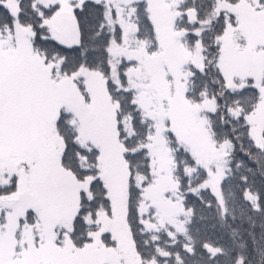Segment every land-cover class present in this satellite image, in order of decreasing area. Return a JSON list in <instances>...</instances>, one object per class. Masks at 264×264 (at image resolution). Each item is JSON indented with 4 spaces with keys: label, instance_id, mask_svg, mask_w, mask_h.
Returning <instances> with one entry per match:
<instances>
[{
    "label": "snow or ice",
    "instance_id": "6c2138e0",
    "mask_svg": "<svg viewBox=\"0 0 264 264\" xmlns=\"http://www.w3.org/2000/svg\"><path fill=\"white\" fill-rule=\"evenodd\" d=\"M226 2L234 6L239 3V0H226ZM131 3L132 13L125 18L130 24H135L139 31L141 20L139 5L141 3L145 5L144 12L147 14L150 0H131ZM248 3L253 4V0H248ZM253 6L260 11L264 8V0H256ZM188 11L196 13V20H187L181 42H186L190 36L196 44L201 45L199 51L205 58L208 51H215L218 54V60L223 48V40L218 36L216 43L206 48L203 34L198 30L204 24V6L198 4L197 0H184L183 7L178 9V14L185 18ZM65 12L70 19L58 20V16ZM219 18L223 20L226 30L228 27L232 29L238 27L235 13L226 14L225 10H221ZM147 19L151 25L150 15ZM151 26L154 28V25ZM17 28L25 29L30 33L26 39L31 58L36 64L43 65L48 70L47 75L53 81V85L47 99L33 97L19 79L13 80L10 74L12 61L22 58L23 53H7V46L0 44V163L4 162L6 153L9 160L15 161L17 169L11 174L0 172L3 181H7L0 182V200L12 196L30 198L45 176H56L60 169H63V173L57 179L60 180L63 188L65 206L70 203L73 195V180L76 185L81 186L78 192L80 206L72 218L70 227L63 224L53 225V236L50 242L37 227L39 217L34 209L29 208L22 216L16 217L15 230L12 231L10 220L12 209L6 205L0 206V264H111V262L93 261L90 258L93 246L97 242L103 244L105 248L118 246L115 235L102 231L101 225L96 222L101 210L107 215L111 208V197L108 195L107 186L101 175L100 149L92 145L82 146L78 142V133L61 132L62 127L66 128L64 116L61 115L56 119V125L58 134L65 142V147L60 154L59 168H57L55 155L45 152L43 148L47 136L44 109L51 107L55 111L57 107H61L57 102L58 97L65 93L67 87H70V85L57 87L61 80L70 81L71 85H75L79 90L85 80L82 73L98 71L104 77L105 87L109 89L111 99L118 105L117 135L121 142L125 143L126 160L130 165V177L132 176L135 170L132 161L139 155V152L131 151L133 137L137 133L134 128L133 135L128 136L119 128V125L125 115L134 121L135 117L132 113L139 109L135 106L134 99L125 98V93L130 90L123 84L118 88L115 82L110 80L111 49L114 44L120 46L123 43L124 25L115 6L111 5L109 0H52L51 3H44L43 0H0V41L7 39L12 47L16 48ZM192 51L193 49H189V53ZM259 51L264 52V46H259ZM101 53L103 57L100 56ZM121 63L123 64L124 61ZM209 63L205 59V68L198 69L193 76L198 75L206 79ZM96 64L101 67H94L93 65ZM211 66L215 69L211 83L223 88V92L214 93L211 96L212 102L216 104L213 115L223 103L224 111L228 115V123L231 125L227 131L232 134V138L229 139L226 134L223 143L234 150L237 147L236 142L239 141L243 160L237 163L236 167L239 168L244 161H247L246 171L255 177L252 166L255 165L259 169L261 159L264 158V143H262L264 126H258L256 123L260 114L264 113V69L261 70L260 75L248 76L243 80L233 77L232 83L242 84V87L229 88L228 77L219 63ZM126 75L125 72L121 79H125ZM204 88L207 89V82ZM201 94L206 100L208 99L207 91ZM225 96L231 97L230 103H224ZM126 99L129 105L127 110L124 107ZM86 100L91 102V95L86 97ZM235 125H239V128ZM245 141L247 147H245ZM10 146H12L11 151H9ZM81 157L89 161L91 167L82 165ZM207 171L211 175V169ZM230 174L229 168L220 182L222 190ZM261 177L264 178V173H261ZM86 182L87 188L83 187ZM240 182L245 185L242 190L243 196L246 201L251 202L252 210L264 211V208L257 203L259 196L253 198L249 195V176H241ZM254 182L253 179L252 183ZM146 183L147 178L138 187L132 184L129 186V210L125 219L129 224L134 245L139 243L136 239L137 229L142 227V220L145 217L139 213L138 205L131 206L132 192L136 191L142 195ZM98 187L103 194V203H97L98 197L94 195ZM200 187L202 190H210L204 185ZM86 192L91 198L85 195ZM188 194L197 196V191L190 182ZM40 195L47 198L53 193L41 190ZM199 198L202 199V197ZM217 203L223 210L222 214L226 215V201L218 199ZM105 205L108 207L105 208ZM205 205L211 207V201L205 202ZM232 218L235 219V216ZM88 220L92 223H88ZM25 228L32 232L31 243L23 239ZM253 243H255L254 237ZM207 247L208 245L205 244V248ZM184 248L189 254H194V248H190L189 245H184ZM137 255L140 253L138 252ZM176 259L178 264H182L178 253ZM155 260L156 257H153V262ZM120 264H128V262L120 257ZM140 264H147L142 255ZM164 264H167V260Z\"/></svg>",
    "mask_w": 264,
    "mask_h": 264
},
{
    "label": "rangeland",
    "instance_id": "374dc122",
    "mask_svg": "<svg viewBox=\"0 0 264 264\" xmlns=\"http://www.w3.org/2000/svg\"><path fill=\"white\" fill-rule=\"evenodd\" d=\"M179 0H150L149 11L154 24L159 42L158 52L150 53L146 49L143 40L137 37V26L130 24L125 18L132 13L131 0H109L111 5L121 18L124 25L123 43L120 46L113 45L111 49V75L118 88L123 84L120 72H126L123 84L133 91V99L139 107L144 118L152 121L153 133L148 136L146 143L141 145L147 149L149 157V175L146 186L140 200V214L145 217L142 225L145 231L158 232L164 230L169 234L185 231L191 211L183 204L177 179L174 177L175 163L173 154L165 140V132L171 130L182 146L192 155L196 164L206 169H211V175L207 171V184L203 181L194 189L198 192L201 185L215 193L217 200L224 201L220 188V182L224 175L225 160L227 158L228 144L217 145L213 142L202 111H213L215 103L211 99H205L201 103H190L185 95L188 74L184 65L192 63L203 67V54L199 51L200 44L189 53L181 42L183 30H176L174 22L178 17L175 4ZM51 3L52 0H43ZM249 4L248 0H239L236 5H231L226 0L217 3V9L235 13L238 27H228L219 37L223 40V48L219 55L218 63L228 77L229 88H240L242 84H233L232 78H243L260 75L264 69V52L259 51V46H264V8L257 11ZM190 20H195L194 12L190 11ZM70 19L68 14L61 13L57 18ZM59 31V29H55ZM30 33L25 29L17 28L18 45L13 48L10 41L5 39L0 44L6 45L7 53H23L22 58L12 61L10 74L13 80L19 81L28 92L38 99H47L52 88L53 81L48 78V70L43 65L35 63L31 58L27 46L26 37ZM191 49V48H190ZM121 61H125L123 66ZM131 65V66H130ZM123 66L122 68H120ZM84 91L71 85L70 81L61 80L57 87L70 85L65 93L58 97L55 111L51 107L44 109V122L47 136L43 145L44 151L55 155L56 167L59 168L60 154L63 152L64 143L56 130V119L61 109H66L72 114L73 123L76 126L81 144H90L100 149V169L103 182L107 186L108 195L111 197V212L107 215L100 211L97 223L101 230L115 235L118 246L105 248L97 242L93 246L91 259L93 261L111 262L120 264L123 257L128 264H140L129 231L127 216V190L130 180V170L124 159V144L118 138V105L112 101L105 87V80L98 71L84 72ZM122 89V88H121ZM83 93V95H81ZM37 94V96H36ZM91 95L88 102L86 97ZM258 126L264 124V113L256 120ZM128 134H132L130 118L124 116L119 128ZM263 143V141H262ZM223 145V147H221ZM12 146L9 147V151ZM16 163L4 154V162L0 163V172L9 174L16 172ZM193 170L187 168L186 172ZM60 169L56 176H45L32 197L16 196L5 197L0 200V206H9L12 209V231L15 230V219L22 216L29 208L34 209L39 217L37 227L41 234L50 242L52 239L53 225L63 224L71 226L72 218L79 207V188L75 181L73 195L70 203L65 206V196L61 186ZM134 183L138 187L145 182V175L134 174ZM63 179V177H61ZM0 182L3 178L0 177ZM87 182L83 187L87 188ZM41 190H47L53 195L44 198ZM250 195V194H249ZM251 196V195H250ZM222 210V208H221ZM223 211V210H222ZM154 213V216H153ZM88 222H92L88 220ZM95 234V233H94ZM23 239L31 243L32 232L25 228ZM212 253L218 252V248L209 247ZM147 264H156L153 259L145 260ZM236 264H242L239 260Z\"/></svg>",
    "mask_w": 264,
    "mask_h": 264
},
{
    "label": "trees",
    "instance_id": "16d2710c",
    "mask_svg": "<svg viewBox=\"0 0 264 264\" xmlns=\"http://www.w3.org/2000/svg\"><path fill=\"white\" fill-rule=\"evenodd\" d=\"M218 1L220 0H197L198 4H202L204 6V24L201 25L198 30L203 34L204 46L206 48L214 45L216 43V37L222 35L226 30L223 20L219 18L221 10L219 11L217 9ZM183 4L184 0H179L178 3L175 4L177 11L183 7ZM144 7L145 5L142 3L139 5V15L141 20L139 31H137V37L145 42L148 52H158L160 46L155 27L153 28L151 26L154 25L152 20L151 25L149 24L147 16L150 15V11L146 14L144 12ZM189 12L190 11H188V14ZM188 14L185 18H182L180 15L176 17L174 22L176 30L184 31L187 27V20H190ZM226 14H231V12L226 11ZM194 15L196 20V13H194ZM183 35L184 34H182V36ZM182 44L188 49H194L197 46L196 42L190 36L186 39V42ZM217 55L218 54L215 51H208L206 58L203 55L202 68H199L192 63L184 65V69L187 72L186 74H188L185 86V95L190 103L198 104L204 101L205 97L201 93L205 91H207L208 99H211V96L214 93L219 94L223 92V88L221 86L213 85L211 83L215 75V69L211 65L218 62ZM100 56L103 57V54L101 53ZM205 59L210 62L208 66L209 71L207 78L202 79L198 75L193 76V73L197 72L198 69L205 68ZM126 65V63H123V66ZM93 66L101 67V65L98 64ZM122 76L123 73L120 72V78ZM121 81L123 84L125 83V79H121ZM206 82L207 89L205 90L204 84ZM79 89L84 91L83 83L80 85ZM107 90L109 94V89L107 88ZM122 90L123 89H121V91ZM125 98L133 99V91L125 93ZM127 99L124 104L126 110L129 108ZM223 100L224 103H230L231 97L225 96ZM135 106L139 109L136 104ZM214 109H216V104L214 105ZM61 115L64 116L66 125V128H61V132L73 131L74 133H78L76 126L73 123L72 114L63 108L58 113V117ZM132 115L135 117L134 121L130 119L132 134L128 135L122 127H120V129L128 136L133 135V129L135 128L137 134L133 137L131 151L139 152V155H137L132 161V164L135 166V170L132 172V176L130 177L126 193L127 215L129 210V186L130 184L136 186L133 175L138 173L145 175L148 180L150 179L148 172L150 167L147 149L141 147V145L146 143L148 136L153 133L152 121L148 118H144L140 109L139 111H134ZM202 115L205 117L207 127L215 144L220 145L223 143L226 134L229 139L232 138V134L227 131L231 125L228 123V115L224 111L223 103L216 111L215 115H213V111L209 110L202 111ZM235 127L239 128V125H235ZM165 140L173 154V160L175 163L174 177L177 179L176 181H178L183 204L187 209L191 210V214L189 221L186 224L185 231L181 233L169 234L164 230H160L158 232L145 231L143 225L141 228H138L136 239L139 243L138 245H134V247L136 253H140V255H138L139 258H141V255L145 260H150L153 259V257H156V264H164L165 260H167V264H178L176 259V254L178 253L182 264H236L239 260L242 261V264H244L245 261L246 264H264V211L256 212L252 210L251 202L246 201L243 196L242 190L245 185L240 182L241 176H249V194L253 198L259 196L257 203L264 208V178L261 177V173H264V158L261 159V166L259 169H257L255 165L252 166L255 172V177H252V174L246 171L248 166L247 161H244L239 168L236 167L237 163L243 160V157L241 156V149L239 147V141L236 142L237 147L234 150L231 149L229 145L227 146L228 153L225 160L224 175L229 168L231 169V174L228 182L223 186V190L221 189L223 199L226 201L227 207V214L223 215L221 207L217 203L218 200L216 196L213 195L211 190L200 189L195 197L188 194L189 182L193 188L198 187L203 181L207 180V171L202 166L196 164L195 159L182 146L171 130H167L165 132ZM78 142L80 143V141ZM63 143L65 147L64 140ZM123 144L125 148V143ZM81 145L87 147L90 144ZM245 147H247L246 141ZM124 159L127 162L126 148L124 152ZM81 163L85 167H91V163L89 161H85L84 157H81ZM127 164L130 170V165L128 162ZM187 168H191L193 171L191 173H187ZM253 179L255 180L254 183H252ZM85 195L91 198L89 193L86 192ZM94 195L98 197L97 203H103V194L100 192L99 187ZM199 197H202V199ZM140 200L141 193L133 191L131 206L137 207L138 205L139 209ZM207 201H211V207H207L205 205V202ZM107 207L108 206L105 205V208ZM110 212L111 208L108 213ZM233 216H235V219L232 218ZM127 225L129 226V224ZM253 225H255V227H253ZM253 237L255 239V243H253ZM205 244L208 245L207 248H205ZM184 245H189L190 248H194V254H189V252L185 250ZM209 247L218 248V252L212 253ZM165 253L170 255H164Z\"/></svg>",
    "mask_w": 264,
    "mask_h": 264
},
{
    "label": "flooded vegetation",
    "instance_id": "af4514ba",
    "mask_svg": "<svg viewBox=\"0 0 264 264\" xmlns=\"http://www.w3.org/2000/svg\"><path fill=\"white\" fill-rule=\"evenodd\" d=\"M32 96L35 97L34 93H32ZM36 96H37V94H36ZM35 98H36V97H35Z\"/></svg>",
    "mask_w": 264,
    "mask_h": 264
}]
</instances>
